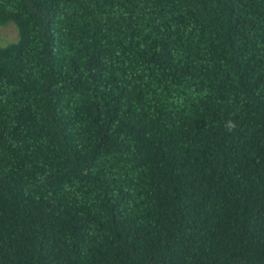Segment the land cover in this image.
<instances>
[{
	"label": "trees",
	"instance_id": "obj_1",
	"mask_svg": "<svg viewBox=\"0 0 264 264\" xmlns=\"http://www.w3.org/2000/svg\"><path fill=\"white\" fill-rule=\"evenodd\" d=\"M0 264H264V0H0Z\"/></svg>",
	"mask_w": 264,
	"mask_h": 264
},
{
	"label": "rangeland",
	"instance_id": "obj_2",
	"mask_svg": "<svg viewBox=\"0 0 264 264\" xmlns=\"http://www.w3.org/2000/svg\"><path fill=\"white\" fill-rule=\"evenodd\" d=\"M17 40V29L13 23L0 25V45H6Z\"/></svg>",
	"mask_w": 264,
	"mask_h": 264
}]
</instances>
